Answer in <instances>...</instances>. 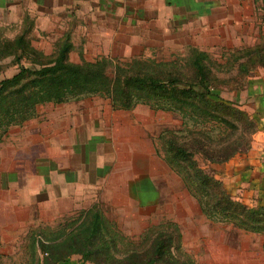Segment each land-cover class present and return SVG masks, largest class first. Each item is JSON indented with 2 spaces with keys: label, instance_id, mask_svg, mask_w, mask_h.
<instances>
[{
  "label": "rangeland",
  "instance_id": "1",
  "mask_svg": "<svg viewBox=\"0 0 264 264\" xmlns=\"http://www.w3.org/2000/svg\"><path fill=\"white\" fill-rule=\"evenodd\" d=\"M75 1L78 15L73 18L65 15L67 8L52 23L44 14L42 24L22 9L18 21L0 26V79L17 72L21 64L35 68L51 60L64 40L71 43L70 61L107 56L112 61L109 69L132 58H177L184 63L192 47L205 50L217 61V75L225 79L215 91L232 101V92L240 89L234 88V79L243 81L244 88L248 76L264 68L259 61L260 53L264 55V0H203L206 6L202 3L199 16L186 12L177 22L146 20L143 8L138 15L142 17H110L104 22L96 12L91 14L90 0ZM20 34L24 41L17 46L14 39ZM249 58L254 62L239 75V64ZM178 119L144 103L123 109L106 96L91 94L40 103L33 116L9 126L0 141L4 259L22 258L30 227H55L96 204L133 236L152 223L176 221L181 236L194 243L190 253L197 254L201 264H264V235H241L243 230L231 224L211 222L164 161L159 135L179 126ZM197 160L212 173L209 162L200 155Z\"/></svg>",
  "mask_w": 264,
  "mask_h": 264
},
{
  "label": "trees",
  "instance_id": "2",
  "mask_svg": "<svg viewBox=\"0 0 264 264\" xmlns=\"http://www.w3.org/2000/svg\"><path fill=\"white\" fill-rule=\"evenodd\" d=\"M23 41L20 34L14 44L22 46ZM70 47L64 40L51 60L35 68L21 64L17 72L0 79V141L9 126L33 116L38 104L83 95L106 96L123 109L144 103L174 113L181 122L160 132L162 156L202 213L212 222L264 235V204L251 206L232 197L197 160L200 155L209 163L224 162L246 151L257 127L247 111L215 91L225 79L217 75V61L207 51L192 47L184 63L177 58H132L109 69L112 61L107 56L70 61ZM259 61L264 64L262 53ZM249 62L254 60L239 64V75L248 71ZM235 79L234 88H241L243 81ZM24 248L20 259H4L0 251V264H57L73 254L94 264H201L184 249L176 221L152 223L133 236L96 204L55 227H30Z\"/></svg>",
  "mask_w": 264,
  "mask_h": 264
},
{
  "label": "crops",
  "instance_id": "3",
  "mask_svg": "<svg viewBox=\"0 0 264 264\" xmlns=\"http://www.w3.org/2000/svg\"><path fill=\"white\" fill-rule=\"evenodd\" d=\"M75 0H0V26L8 25L11 22L18 21L21 16V10L27 9L28 13L33 14L36 21L45 24L44 14H48V21H56L58 13H62L73 18L78 15L73 7L77 4ZM88 1V0H87ZM140 4H136L131 0H90L94 6V11L99 19L106 22L107 18H115L118 20L120 16L134 17L139 14L142 8L145 10L143 16L146 20L160 17L170 22L183 19L186 12L193 16L196 12L200 15L202 3L204 7L206 2L203 0H142ZM83 2V1H81ZM208 2V1H207ZM207 5H209L207 3ZM91 8V6L89 5ZM43 12V14H42ZM142 17V16H138ZM21 18H19L20 20ZM179 20V19H178ZM232 98L243 109H245L256 122V131L252 135L249 148L240 153H236L230 159L224 162L206 163L212 174L219 178L227 192L232 197L245 203L255 205L264 204V68L259 69L248 76V83L244 88L232 92ZM178 125L180 120L178 119ZM212 222V221H211ZM223 224V223H217ZM247 231H242L241 235ZM262 235L263 234H259ZM182 244L187 251H193V244H189L185 237L182 236ZM262 247L264 239L261 242ZM264 249V248H263ZM195 259L198 255L195 254ZM200 259V258H199ZM202 259V258H201ZM57 264H94L81 258L79 254H73Z\"/></svg>",
  "mask_w": 264,
  "mask_h": 264
}]
</instances>
